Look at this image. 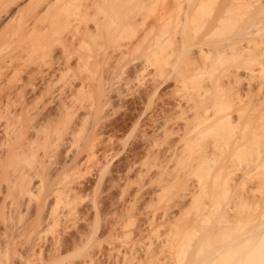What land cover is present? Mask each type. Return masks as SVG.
I'll use <instances>...</instances> for the list:
<instances>
[{"label": "bare ground", "instance_id": "bare-ground-1", "mask_svg": "<svg viewBox=\"0 0 264 264\" xmlns=\"http://www.w3.org/2000/svg\"><path fill=\"white\" fill-rule=\"evenodd\" d=\"M213 1L0 0V264H264V0Z\"/></svg>", "mask_w": 264, "mask_h": 264}, {"label": "rangeland", "instance_id": "rangeland-1", "mask_svg": "<svg viewBox=\"0 0 264 264\" xmlns=\"http://www.w3.org/2000/svg\"><path fill=\"white\" fill-rule=\"evenodd\" d=\"M214 1H215V0H214ZM214 1L212 2V5H213ZM217 2H218V1H217ZM215 3H216V1H215ZM157 5L160 6L161 4L159 5V3L157 2L154 6L149 7V8H146V10H145V8H143L144 11H143V9H142L141 11L139 10V11H140V12H139L140 14L138 13V15H137V16L140 18V19H139V18L137 17V19H139V20L141 21V22H140L139 20H137V21L140 22V23H138L139 25L143 26V24L145 25V24L151 22L150 20H152L153 17H155V14H156V13H159L160 8H159ZM155 6H156V7H155ZM154 7H155V8H154ZM156 8H159L158 11H157ZM154 9H155V10H154ZM151 11H152V12H151ZM148 13H149V14H148ZM153 15H154V16H153ZM156 15H157V14H156ZM150 16H151V17H150ZM149 18H150V19H149ZM144 20H145V21H144ZM146 20H147V21H146ZM148 21H149V22H148ZM142 22H147V23H142ZM141 23H142V24H141ZM138 24H137V25H138ZM138 28H139V26H138ZM219 34H220V35H219ZM189 36H190V37H188V38H190L189 40H191V39H192V35L190 34ZM216 36H218L217 38H219V36H220V38H221V37H222V32L220 31ZM216 36H215V37H216ZM193 40H194V39H193ZM192 42H193V41H192ZM252 62H253V64L256 65V63H255L256 61H252ZM250 64H251V63H250ZM257 64H258V62H257ZM261 64H262V63H261ZM251 65H252V64H251ZM255 65H253V67H254ZM258 65H259V64H258ZM263 65H264V64H263ZM263 65H261L262 68L264 67ZM259 67H260V65H259ZM256 68H257V65H256V67L253 68V69H255V70L252 69V70H253V73H252V74H254V71H255V74H257V77L261 78L262 76H264L263 74H262V76H259L258 74H259L260 71L257 72ZM260 69H261V68H259V70H260ZM261 70H262V69H261ZM262 72L264 73V71H261V73H262ZM255 74L253 75V77H255ZM255 78H256V77H255ZM256 80H257V78H256ZM261 80H263V79H261ZM263 81H264V80H263ZM263 86H264V85H263ZM262 89H263V87H262ZM263 90H264V89H263ZM263 90H261V91H257V92H261V93H262ZM263 92H264V91H263ZM261 93H260V94H261ZM260 94L258 95V93H256L255 96H253V98H254V97H258V96L260 97ZM256 95H257V96H256ZM261 95L263 96L264 94L262 93ZM263 97H264V96H263ZM254 99H256V98H254ZM255 180H256V179H255V177H254V179H253L252 181H255ZM250 182H251V181H250ZM250 182H246V186H248V187H246V186H243V187H244L245 189H246V188H249V187L252 185V183H250ZM249 184H250V186H249ZM256 185H257V184H256ZM256 185H255L256 188H255V187L253 188V189L255 190V193H257V195H258V194H261V193H258V192H259L258 189L261 187V188H260V190H261V189H262V186L259 185V187H258V186H256ZM252 186H253V185H252ZM240 190H243V188L240 189ZM257 190H258V191H257ZM256 191H257V192H256ZM262 191H263V189H262ZM262 191H260V192H262ZM261 209H262V208H261ZM262 210H264V208H263ZM262 210H261V211H262ZM246 215H247V216H246L245 218H247L248 216H249V217L251 216V219H252V216L254 217L253 214H252V215H249V213H247ZM249 220H250V219H249ZM251 222H252V221H251ZM252 223H253V222H252ZM252 223H250V224H252ZM235 256H236V255H235ZM230 258H231V259H230ZM230 258H228V259H230V260H226V264H227V263L229 264L232 260L234 261V259H232V258H234V257H230ZM233 261H232V263H233ZM232 263H231V264H232ZM235 263H236V262L234 261L233 264H235ZM224 264H225V263H224Z\"/></svg>", "mask_w": 264, "mask_h": 264}]
</instances>
